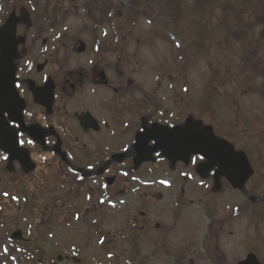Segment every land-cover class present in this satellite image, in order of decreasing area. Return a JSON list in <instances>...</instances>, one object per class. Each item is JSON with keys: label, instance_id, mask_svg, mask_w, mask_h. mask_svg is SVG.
Returning <instances> with one entry per match:
<instances>
[{"label": "rangeland", "instance_id": "rangeland-1", "mask_svg": "<svg viewBox=\"0 0 264 264\" xmlns=\"http://www.w3.org/2000/svg\"><path fill=\"white\" fill-rule=\"evenodd\" d=\"M11 11L20 19L17 34L26 38L25 59L58 57L73 67L74 61L98 59L95 47L101 48L109 80L117 79L115 62L121 61L118 71L138 86L137 103L149 90L155 109L166 118L201 119L247 153L254 175L246 189L264 196V0H0V25ZM43 40L46 54L40 57ZM77 40L86 45L81 55L66 49ZM128 93L135 95L134 90ZM126 95L118 98L119 108L125 106ZM103 106L91 101L72 104L77 110L90 108L101 118ZM161 172L167 173L165 168ZM41 175L42 183L33 177L24 184L0 180L6 188L0 191V264H148L147 255L132 251L130 231L125 232L127 240L120 238L121 218L98 221L80 215L74 221V209L55 202L63 191L53 181V169L43 168ZM158 189L159 200L173 199L171 189ZM185 193V201L193 205L177 220L176 233L165 240L171 254L153 256L152 264L183 259L181 264H236L248 252L264 264V204L252 205L247 215L230 217L233 206L242 208L243 202L232 191L219 192L215 219L223 227L217 233L219 253L209 262L208 243L216 241L201 239V232L210 219L196 207L199 190L192 185ZM164 205L156 200L152 217L163 225L170 219ZM16 230L24 241L9 240ZM59 256L62 261H57Z\"/></svg>", "mask_w": 264, "mask_h": 264}, {"label": "flooded vegetation", "instance_id": "flooded-vegetation-1", "mask_svg": "<svg viewBox=\"0 0 264 264\" xmlns=\"http://www.w3.org/2000/svg\"><path fill=\"white\" fill-rule=\"evenodd\" d=\"M24 39V43L18 47L13 93L10 75L5 76L4 66L0 67V180L24 184L25 178L33 177L34 182L42 183L43 168L53 169L56 179L53 181L63 191L61 196L56 195L55 202L74 209L71 216L79 214L85 217L87 214L86 217H97L98 221L121 218L120 238L127 240L125 232L130 231L132 251L147 255L148 264H152L153 256L171 254L165 248V240L170 237L169 234L176 233L177 220L181 215L184 217L188 212L186 209L193 205L191 200L185 201L186 189L193 185L199 190L196 207L203 217L210 219L207 226H202L201 239L216 241L208 243L210 260L207 261H213V254L219 253L218 228L223 227V222L215 219L219 192L232 191L243 202L242 208L233 206L230 217L234 213L247 215L250 212L251 202L248 198L232 190L221 178H218L220 187L216 189L213 181L215 170L209 172L205 179L197 176L196 168L204 163L199 156H191L187 164L178 162L171 165L156 154L154 163H143L136 169L133 165L136 154L131 149L136 135L154 123L176 126L185 119L166 118L163 111L155 109L152 97L148 96L152 95L149 90L145 97L142 93L143 98L137 103L138 86L131 79L124 78L122 71H118L121 61L115 62L117 79L109 80L107 60L101 51L96 58L97 64L94 63L96 59H92L82 64L74 61L73 67H67L61 64L58 57L55 61L45 58L43 62L34 57L32 61L25 59ZM3 43L10 44V41L4 40ZM46 44L45 40L41 42V52L38 51L40 57L46 54L42 52ZM72 44H67L66 49L74 51ZM40 65L42 68L38 69ZM124 83L128 86L124 87ZM129 90H134L135 95L128 93ZM35 93L39 94L37 98ZM125 93L124 105L127 107L119 108L117 100ZM88 101L104 105L105 119L90 108L77 110L72 107L75 102L83 105ZM85 113L98 122V131H84L79 126L77 116ZM42 137L45 151L34 140ZM58 144L60 152L54 153L53 148ZM123 154L126 156L121 163L108 165L113 156ZM43 155L47 158H43ZM29 163L33 165L32 172L26 170L25 165ZM162 168L166 169V174L161 172ZM159 181L167 182L163 188L173 191L175 195L172 200H159L162 197L157 184ZM248 182L245 191L250 195L246 189ZM4 189L1 185L0 191ZM81 197L82 212L78 209ZM156 200L167 204L161 207L167 208L170 214L165 225L152 220L157 213ZM108 203H112V206L108 207ZM186 225L181 226V236L186 231ZM175 238L178 236L175 235ZM184 260H178V264ZM210 264L218 263L213 261Z\"/></svg>", "mask_w": 264, "mask_h": 264}, {"label": "water", "instance_id": "water-1", "mask_svg": "<svg viewBox=\"0 0 264 264\" xmlns=\"http://www.w3.org/2000/svg\"><path fill=\"white\" fill-rule=\"evenodd\" d=\"M18 20L12 14L7 19L5 25L0 29V45L4 53L1 52L0 65H4L6 75H10L11 91L13 92V82L17 58L16 48L22 42L15 36L16 24ZM3 39H9L10 44L4 47L1 44ZM37 98V94L35 93ZM83 126H87L80 119ZM138 139L134 149L138 157L134 162L138 165L147 160L153 161L152 154L160 152L164 158L171 162L182 160L184 162L194 154L201 155L207 164L205 169L217 168L219 176H223L236 190L244 192V184L252 176L251 169L243 152L235 151L233 146L225 140L217 138L209 126H203L202 122L187 120L183 126L168 129L166 127L154 125L144 131ZM153 141V146L147 148V143ZM142 154V155H141ZM121 161V159H119ZM252 202H264V198L249 197ZM16 234L12 239H18ZM238 264H259L254 255L249 254L244 261Z\"/></svg>", "mask_w": 264, "mask_h": 264}, {"label": "snow or ice", "instance_id": "snow-or-ice-1", "mask_svg": "<svg viewBox=\"0 0 264 264\" xmlns=\"http://www.w3.org/2000/svg\"><path fill=\"white\" fill-rule=\"evenodd\" d=\"M202 159V158H201ZM195 162V161H194Z\"/></svg>", "mask_w": 264, "mask_h": 264}]
</instances>
